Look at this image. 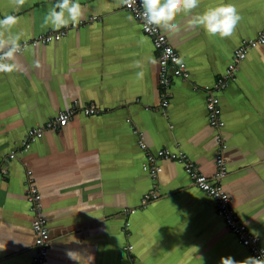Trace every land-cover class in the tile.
I'll list each match as a JSON object with an SVG mask.
<instances>
[{
    "label": "crops",
    "instance_id": "1",
    "mask_svg": "<svg viewBox=\"0 0 264 264\" xmlns=\"http://www.w3.org/2000/svg\"><path fill=\"white\" fill-rule=\"evenodd\" d=\"M55 2L26 0L17 8L0 0V19L19 17L12 31L29 39L53 30L42 25ZM79 2L81 21H95L58 41L22 49L17 69L0 73V163L28 129L74 102L79 108L92 103L97 111L76 113L60 129L45 131L9 163L7 175L0 173V264L31 263L27 170L50 236L44 264H220L221 257H251L216 214L214 200L174 161L160 163L158 198L140 207L153 180L142 169L145 155L132 128L143 132L149 151L181 150L207 177L215 171L221 135L228 172L220 185L264 246V43L248 51L234 81L212 91L221 129L209 125L204 88L222 75L241 40L264 29V0H201L192 14L177 16L178 32L159 28L188 70L187 78H172L165 108L159 104L157 53L139 23L120 0ZM221 2L234 4L242 17L231 37H209L190 26L192 15ZM124 208L136 212L125 215Z\"/></svg>",
    "mask_w": 264,
    "mask_h": 264
},
{
    "label": "built area",
    "instance_id": "2",
    "mask_svg": "<svg viewBox=\"0 0 264 264\" xmlns=\"http://www.w3.org/2000/svg\"><path fill=\"white\" fill-rule=\"evenodd\" d=\"M129 3L131 4L130 7L128 5H122L123 8L139 23L142 32L150 38L153 48L157 53L159 65V104L161 108H165L169 103V89L172 78L179 77L184 79L188 77L186 64L159 28L151 30L145 27V22L140 16V13L143 11L140 7V0H135L134 3L133 0H129ZM96 19L95 16H92L88 22L92 23ZM88 22L80 21V23L76 25L70 24L65 28L49 30L29 39H24L21 41L22 49L28 46H35L38 44L45 45L53 41H58L68 34L69 30L82 26ZM263 43L264 29L259 31L254 38L241 40L239 45L234 49L231 59L222 75L215 80L211 87H204L207 91L205 98L207 117L209 125L212 128L221 129L224 126V122L220 115L221 110L219 108L218 98L212 93V91L222 90L226 85L234 81L238 67L246 57L248 51ZM177 61H179V63ZM96 112V107L92 103L79 108L77 103L74 102L70 108L59 111L42 126L28 129L18 147L2 157L0 163L1 175H7L8 165L16 158L17 153L27 151L32 143L42 137L45 131L60 129L66 125L76 113H82L88 116L93 115ZM132 132L137 137V145L144 151L145 160L142 163V169L148 173L153 180L151 189L141 198V208H144L147 203L158 198V176L162 171L160 163L162 161H174L182 166L192 185L214 200L216 214L223 219L229 231L237 238L238 242L248 250L251 257L264 258V246L260 243L259 238L249 231L241 218L232 210L230 206V198L220 185V180L223 179L228 172L224 154L227 145L221 135H218L216 138L217 150L214 160L215 171L212 177H207L198 170L193 161L190 160L188 155L183 151H171L167 148H161L157 151L151 152L148 150L147 144L145 143L143 132L136 127L132 128ZM26 174L25 198L31 212V228L34 235L30 264H44L50 247V236L47 221L43 214L41 195L33 182L31 171L27 170ZM135 212V208L123 209L125 215H131ZM128 225L129 222H126L125 226L128 227ZM125 248L129 252V259L132 261L133 257L130 253L132 246L127 245Z\"/></svg>",
    "mask_w": 264,
    "mask_h": 264
},
{
    "label": "clouds",
    "instance_id": "3",
    "mask_svg": "<svg viewBox=\"0 0 264 264\" xmlns=\"http://www.w3.org/2000/svg\"><path fill=\"white\" fill-rule=\"evenodd\" d=\"M135 0H133V3ZM17 7H23L26 0H10ZM122 5L131 4L129 0H120ZM201 0H140V13L145 27L178 32L180 25L176 23L178 15H189L200 6ZM85 8L79 0H56L43 18V25L53 30L76 25L84 17ZM131 19V17H130ZM242 17L237 7L232 3L221 2L218 6L208 7L201 13L192 15L190 26L203 28L209 37L219 36L221 39L231 37ZM19 22V17L6 15L0 19V73H12L17 69V54L22 51L21 40L23 32H13L12 28ZM179 63V61H177ZM141 67V61H135ZM138 78L143 72H137ZM220 264H264V258L248 257L243 261H236L233 257H221Z\"/></svg>",
    "mask_w": 264,
    "mask_h": 264
},
{
    "label": "rangeland",
    "instance_id": "4",
    "mask_svg": "<svg viewBox=\"0 0 264 264\" xmlns=\"http://www.w3.org/2000/svg\"><path fill=\"white\" fill-rule=\"evenodd\" d=\"M9 152H10V151H9ZM19 154H20V152L17 153V156H18ZM17 156H16V157H17Z\"/></svg>",
    "mask_w": 264,
    "mask_h": 264
},
{
    "label": "bare ground",
    "instance_id": "5",
    "mask_svg": "<svg viewBox=\"0 0 264 264\" xmlns=\"http://www.w3.org/2000/svg\"><path fill=\"white\" fill-rule=\"evenodd\" d=\"M228 228V227H227Z\"/></svg>",
    "mask_w": 264,
    "mask_h": 264
}]
</instances>
